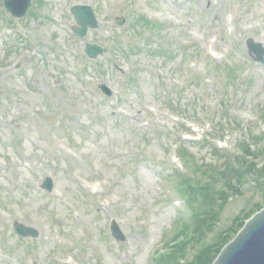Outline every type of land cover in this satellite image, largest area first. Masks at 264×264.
Returning a JSON list of instances; mask_svg holds the SVG:
<instances>
[{
  "label": "rangeland",
  "instance_id": "obj_1",
  "mask_svg": "<svg viewBox=\"0 0 264 264\" xmlns=\"http://www.w3.org/2000/svg\"><path fill=\"white\" fill-rule=\"evenodd\" d=\"M74 4L90 5L99 21L83 37ZM248 38L264 48V0H33L22 19L0 0V264H160L176 240L184 248L164 264H213L237 235L220 233L264 206L254 137L264 133V64ZM92 43L109 52L89 58ZM232 65L224 91L216 71ZM175 141L189 156L186 182L198 190L181 192L198 194L193 204L180 205L166 183L182 167ZM227 158L250 166L223 191L224 178L208 174ZM112 219L125 242L111 235ZM16 221L39 236L20 238Z\"/></svg>",
  "mask_w": 264,
  "mask_h": 264
},
{
  "label": "water",
  "instance_id": "obj_2",
  "mask_svg": "<svg viewBox=\"0 0 264 264\" xmlns=\"http://www.w3.org/2000/svg\"><path fill=\"white\" fill-rule=\"evenodd\" d=\"M31 5L32 0H4L5 8L16 18L25 17ZM72 11L77 22L81 25L80 28H75V32L79 36H85L89 27H98V21L91 7L78 6L74 7ZM250 49L256 53L255 58L257 61L264 63V50L261 49V46L250 43ZM86 52L90 57L95 58L103 53L104 50L96 45H88ZM102 88L110 94V91L105 86H102ZM44 188L49 191L52 190L51 179H47ZM14 227L22 236H39V232L36 229L22 225L19 222H16ZM111 229L118 241L125 240V236L117 222H113ZM217 257L213 264H264V209L245 224L237 237Z\"/></svg>",
  "mask_w": 264,
  "mask_h": 264
},
{
  "label": "trees",
  "instance_id": "obj_3",
  "mask_svg": "<svg viewBox=\"0 0 264 264\" xmlns=\"http://www.w3.org/2000/svg\"><path fill=\"white\" fill-rule=\"evenodd\" d=\"M143 20H146V18L143 17ZM154 25H155V27H157L156 24H154ZM232 75H233V72H232ZM251 148H252L251 144L246 142V141H241L240 144H239V149L241 150L243 160L246 161L249 164H253V163L250 162V160H252V158H250V157L253 156ZM261 152H264V149L261 150ZM236 161H237V159H235V158H234V160L232 158H227L226 162L224 163L223 170H219V169H216V168H212L211 169L212 172L209 175L211 177V180L216 182V181H221L220 178H224L223 185L225 187H223L224 188L223 191H225V189L231 188V184L233 186V183L235 181H238L240 178H246L248 176V174H249L247 171H248L250 165H248L246 167H243L241 162H238V161L236 162ZM254 166H256V164ZM207 169H208V167H205L204 171H207ZM186 180H187V177H185V176L181 178V181H182L181 182V186L183 185L186 188V190H185L186 192H188L189 190L190 191H197L198 190V188H195V185H189L186 182ZM208 187H209V185H207V186L205 185V186H202L201 189H206ZM185 191H183V192L185 193ZM198 197H199L198 194H190L188 200L191 202V204H193L194 201H198ZM216 198L219 199L220 195L216 196ZM203 213H204V211H202V214ZM194 218H195V216H194ZM243 224H244V221H242L240 224H238V226L240 227ZM239 227L233 229L231 234H229L230 232H224V231L221 232L220 233V237L222 239H226L227 237L232 235V233L233 234L236 233L239 230ZM181 245H182V243H181ZM179 246H180V244L176 245L173 248L172 254H167V255L162 256L160 258V261H159L160 264L161 263L164 264L163 263L164 261H168V260H164V259H166L167 257L173 256L175 251L178 250L177 248ZM179 248L181 250L184 247L180 246ZM214 249L217 250L218 247H215V245H212L210 250H214ZM205 256L206 255H205V252H204L201 256H199V259H202V258L205 259L206 258ZM209 262L211 263V260H205L202 264L209 263Z\"/></svg>",
  "mask_w": 264,
  "mask_h": 264
}]
</instances>
